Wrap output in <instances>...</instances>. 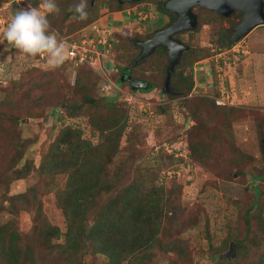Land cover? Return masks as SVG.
<instances>
[{"label":"rangeland","instance_id":"rangeland-1","mask_svg":"<svg viewBox=\"0 0 264 264\" xmlns=\"http://www.w3.org/2000/svg\"><path fill=\"white\" fill-rule=\"evenodd\" d=\"M6 2H10L3 13L5 19H9L7 24L15 11L22 8L21 5L28 7L21 0L17 2L5 0L1 3ZM102 3L99 4V17L88 26L76 30L72 37L74 40L82 39L81 36L93 39L95 33L101 34L102 29H105L102 37H105L104 40L110 47L105 50L107 44L104 43L100 49L102 54L100 56L94 54L99 59L93 64L101 70H108L106 74L114 80L117 71L113 68L112 59L114 60L117 55L123 57L138 52L136 47H129L128 42H131L134 36L143 37L138 35V31L144 32V25L154 27L159 24L151 16L158 14L156 11L159 9L156 5L157 0H145L137 5L127 3L125 7L127 15L123 13L115 17H127L125 21H129V26L119 29L117 20H113L112 16L106 20V24L103 22L109 12L105 14L102 12L105 7ZM131 6L135 12L142 11L147 15L146 18L140 20V16L132 13ZM211 11L213 10L197 7L195 9L198 15L197 28L178 35L181 41L194 48L193 54L202 58L190 64L191 69L187 71L192 72L194 80L193 95L188 96L187 101H182L181 97L170 98L161 91L160 87L164 81L162 68L167 60L162 52L153 53L147 58L141 73L144 78L150 77L152 80H157L155 77L157 76L159 86L150 91H139L134 94L127 92L126 87L119 88L120 94L117 96L118 110L128 112L120 147L132 154L135 159L129 178L144 179L146 187L161 185L167 190L173 187L181 188L178 204L169 209L171 222H166V225L171 228L168 229L170 240L174 239L185 245L184 252L191 264H216L221 253L227 250L229 243L233 241L232 238L242 237L243 221L237 201L243 202L250 198L253 192L250 186L253 177L260 170H264L260 158V134L264 131L260 123L264 119V99L244 101L241 97V93L250 94L254 88H259L260 95H264V65L261 67L259 65L257 71L255 66L247 67L248 54L243 48L245 44L248 45L251 54L261 49L252 44L254 43L252 40L257 35H264V25L254 27L243 37V41L240 39L228 44L227 40H221V33L228 34L239 16L237 14L227 17L216 16ZM137 18L140 23L138 21L139 25L135 27L137 24L132 21L138 20ZM4 27L1 25L0 29ZM255 54L258 55L257 52ZM261 59L260 62H264V56ZM104 62H107L106 67L103 66ZM123 62L125 63V61L121 63ZM72 65V61L68 59L61 67L51 69L45 57L26 56L6 41L0 40V223L11 221L15 217L19 232L24 235L32 234V213L22 211L19 215L13 216L7 208L5 195L23 192L31 185L37 186L43 216L52 225L65 231L66 222L61 209L57 206L56 190L64 186L66 177L63 174L42 177L35 167H31L26 178H15L14 173L7 170L8 166H4L11 163L13 141L19 138L24 141L26 157L37 166L41 155L48 150L59 130L66 125L80 129L82 137L93 143H97L98 140L86 115L69 117L60 112L64 110L63 108L56 110V106L55 110L58 113L45 119L44 116L49 114L48 108L51 106L44 109L37 103L39 94L47 89H53L68 97L73 94L76 69ZM82 65L80 63L79 67ZM36 66L44 71V75L35 76L30 73ZM193 67L197 68L195 74ZM254 71L256 72L254 80L251 81L249 75ZM34 77L38 79L34 80ZM243 77L248 83L247 87L243 86L245 85L243 82L241 84ZM197 83L198 86L195 87ZM117 84L123 85L119 80ZM109 92L110 90L107 94ZM226 92L233 99L229 98L232 100L230 102L240 110V116L229 124L232 135L226 131L225 123L221 122L209 123L203 129L198 128L194 111H200L202 115L212 114L208 104L196 100L202 96L225 95ZM95 93L99 95L97 88ZM113 95L115 94L112 92L109 96ZM17 102H20L21 106ZM15 116H18L19 122ZM219 134H221L219 138L214 137ZM200 137H207L209 141L214 137L216 145V156L213 160L205 162L204 166L191 161L188 155L189 142L198 141ZM237 170H242V173L238 174ZM258 185L262 191L259 198L264 205V180ZM156 249L157 255L148 264L189 263L175 262V255L172 252L164 253L159 248ZM235 251L236 256L227 259L230 264L257 262L264 264L260 259L261 252L257 248L249 249L242 257L238 256L236 246ZM50 258L49 263L64 264L56 260L59 258L55 254ZM84 259L90 264L105 263L101 257L91 254L84 256Z\"/></svg>","mask_w":264,"mask_h":264},{"label":"trees","instance_id":"trees-1","mask_svg":"<svg viewBox=\"0 0 264 264\" xmlns=\"http://www.w3.org/2000/svg\"><path fill=\"white\" fill-rule=\"evenodd\" d=\"M3 1L5 0H0V3ZM23 1L25 5L32 7H39L41 2V0H21ZM143 1L145 0L128 1L124 4L118 0L101 2H105L109 11L116 12L125 9L127 3L137 4ZM78 2L79 0H56L60 12L49 15L48 19L52 29L59 33V37L74 40L72 36L76 30L88 26L99 17L100 0H93L92 4L89 0L88 18L83 21L73 19L75 14L68 11V8ZM156 5L158 11H165L161 1L157 0ZM211 12L216 16L225 17L237 14L239 19L235 24L233 23V27L242 17L239 11H233L230 14ZM8 21L7 18L6 22ZM6 25L7 23L3 24V26ZM227 35V32L221 33V40H227ZM96 38V36L93 38L94 41ZM132 39L128 45L134 48L136 45ZM157 52H162L167 58L166 48L160 47L155 53ZM193 53L194 48L189 46V49L180 56L170 77L169 91L162 90L163 81L160 89L168 97H181L182 101H187L188 96L193 95L194 80L192 72L187 73V71L191 69L190 64L202 59ZM137 55L138 53L135 52L124 55V58L117 55L114 60L112 59L113 68L117 71L114 80L106 74L108 71L106 69L101 70L90 63H82L80 68V63L70 60L73 68L76 69L73 94L68 97L53 89H47L37 97V103L44 109L51 106L48 108L49 114L44 116L45 119L58 113L55 107L61 104L69 107H64V110L60 111L69 117L86 115L91 130L97 134L98 140L97 143H93L82 137L80 129L66 125L59 130L48 150L41 155L37 166L26 157L24 141L21 138L13 141L16 149L13 147L11 163L4 166H8L7 170L12 171L15 178H26L30 174L31 167H35L42 177L65 175V184L61 189L56 190V199L57 206L64 215L66 229L61 231L58 226L52 225L45 219L37 186L31 185L23 192L16 194H6L9 212L13 216L19 215L22 211L31 212L33 227L32 234L28 236L19 232L15 217L11 221L0 223V264H52L48 260L53 254L59 258L56 260L64 264H90L84 259L87 254L101 257L105 261L104 264H148L157 255L156 248L164 253L172 252L175 255V262L191 264L188 261V255L184 252L185 245L180 241L170 240L168 235L170 227L166 225V222H171L169 209L178 204L181 188L173 187L167 190L161 185L146 187L144 179L136 177L130 179L129 174L135 165V159L132 154L123 151L120 147L128 112H122L117 108L119 88L126 87L127 92L134 94L139 91H150L160 85L157 76L154 75L157 80H152L150 77L144 78L141 75L144 62L151 55L135 65L136 67H131ZM122 61L125 63H121ZM106 63H103L104 67ZM99 64H101L100 61ZM166 67L167 60L162 68V80H165ZM30 73L35 76L44 75V71L38 66L33 67ZM128 74L143 80L148 87L132 89L124 78ZM105 75L113 83L108 94L101 89ZM34 78V80L38 79ZM118 80L123 85H118ZM96 88L99 95L95 93ZM112 92L115 95L109 96ZM222 96L225 95L202 96L196 100L208 104L212 114L202 115L200 111H194L198 120L197 127L203 129L209 123L221 122L225 123L226 131L232 135L229 124L240 116V110L232 103L220 101L219 98ZM17 104L21 106L20 102ZM13 105L15 106V103ZM14 118L17 122L20 121L18 116ZM260 125L264 129V119ZM220 136L221 134L214 137ZM214 137L212 141H209L207 137H200L198 141L189 142V159L203 166L205 162L213 160L217 154ZM260 154L264 165V131L260 134ZM237 173H242V170H237ZM262 180H264V170H260L253 177L250 185L253 192L250 198L243 202L237 201L241 209L243 235L234 237L232 240L238 256L242 257L249 249L257 248L261 252V262H264V257L261 258L264 253V205L259 198L262 191L258 185ZM227 244L228 241L225 242V247ZM216 264L230 263L227 259L220 257Z\"/></svg>","mask_w":264,"mask_h":264},{"label":"water","instance_id":"water-1","mask_svg":"<svg viewBox=\"0 0 264 264\" xmlns=\"http://www.w3.org/2000/svg\"><path fill=\"white\" fill-rule=\"evenodd\" d=\"M195 7H204L223 14H230L233 11L241 13V20L229 33L228 44L239 41L254 27L264 25V0H166L163 3V8L173 13L175 19L168 26L154 32L147 39L136 40L134 44L140 48V51L131 63V67H133L155 52L157 47H165L167 50V67L165 70L164 91H169L171 74L180 56L189 49V45L175 38L174 35L179 32L194 31L197 28L198 17L193 12ZM124 78L134 90L148 87L147 83L133 78L130 74ZM64 107L68 106L61 104L55 109L58 110ZM235 256V243L232 241L229 243L227 250L221 253V257L231 259Z\"/></svg>","mask_w":264,"mask_h":264},{"label":"clouds","instance_id":"clouds-1","mask_svg":"<svg viewBox=\"0 0 264 264\" xmlns=\"http://www.w3.org/2000/svg\"><path fill=\"white\" fill-rule=\"evenodd\" d=\"M103 5L105 11L102 12L105 13L108 6L105 2ZM87 8L88 0H79L78 3L70 5L68 11L75 14L73 19L83 21L88 18ZM59 12L60 8L56 0H41L39 7L29 5L26 8H19L15 11L10 22L3 29H0V40L6 41L26 56L32 58L45 57L47 65L51 69L59 68L65 64L70 56L66 43L62 37H59V33L52 29L48 19L49 15ZM137 15L142 17V20L147 16L143 13ZM102 34L96 39L104 40L105 37H102ZM106 44L105 50L110 47L108 43Z\"/></svg>","mask_w":264,"mask_h":264},{"label":"crops","instance_id":"crops-1","mask_svg":"<svg viewBox=\"0 0 264 264\" xmlns=\"http://www.w3.org/2000/svg\"><path fill=\"white\" fill-rule=\"evenodd\" d=\"M106 9V8H105ZM108 9V8H107ZM106 9V12L105 13H107V12H109L108 14L109 15H107V16H105V18H104V21L103 22H105V24H106V20L107 19H110L109 17L110 16H112V18H113V20H117V22H118V24H117V26L119 27V29L120 28H126V27H128L129 26V24H128V22L129 21H125V20H127V17H124V16H122V17H115V16H118V14H125V15H127V11L126 10H123V11H116V12H110L109 10H107ZM103 11H105V10H103ZM133 11V10H132ZM104 13V14H105ZM135 16H137V14L138 13H143L142 11H138V12H135V10L132 12ZM146 13V12H145ZM149 14H152L151 12H149ZM130 15V13L128 12V16ZM152 16V18L155 20V21H157L158 23H163V22H166L167 20L163 17V16H160V14H156V15H151ZM138 19V18H137ZM143 18L141 17L140 18V20H142ZM140 20L138 19V20H136V21H132V23H136L137 24V22L139 21V23H140ZM122 21H123V25H122ZM121 22V23H120ZM104 24V23H103ZM138 25L139 24H137L135 27H138ZM260 26V25H259ZM143 29H144V27H143ZM104 30L105 29H102V33L104 32ZM101 33V34H102ZM101 34H99V33H95V35L96 36H99V35H101ZM244 40V38H242L241 39V41H243ZM252 42H254V43H252V44H256V47H261V49H258V50H256V51H254L252 54L250 53V50L248 49V45H246L245 44V46H243V48H244V50H246V52L243 50L242 51V53H247L248 55H247V57H248V59H246L247 61H246V63L248 64H246V66L248 67V66H250V67H256V71L258 70V66L260 65V67L262 66V65H264V62H260L262 59V56H264V48H262L263 46H264V35L263 34H260V35H257V36H255V38L252 40ZM255 52H257V54L258 55H256L255 54ZM193 71H194V74H195V72L197 71V68L196 67H193V69H192ZM264 71V70H263ZM255 71L254 72H251L250 73V75H249V77H250V79H251V81H253L254 80V76H255ZM245 78H247V77H245ZM243 79H244V77H243ZM241 80V84H242V82L245 84V85H243V86H246L247 87V82H246V79H244V80ZM248 81V80H247ZM252 83H254V82H252ZM251 83V84H252ZM198 86V83L197 84H195V87H197ZM255 86V85H254ZM258 87V86H257ZM252 89V88H251ZM241 90H243L242 89V87H241ZM226 91V90H225ZM225 95H227L228 96V99L229 98H231V96H230V94L228 93V92H226V94ZM230 96V97H229ZM241 97L244 99V101H251V99L253 100V101H260V99H264V95H260V93H259V88H254L253 90H252V92L249 94L248 92H243V94L241 93ZM232 99V98H231ZM230 100V99H229ZM233 100V99H232ZM232 100H230V101H232Z\"/></svg>","mask_w":264,"mask_h":264},{"label":"built area","instance_id":"built-area-1","mask_svg":"<svg viewBox=\"0 0 264 264\" xmlns=\"http://www.w3.org/2000/svg\"><path fill=\"white\" fill-rule=\"evenodd\" d=\"M17 1L20 0H16V2ZM9 4L10 2H6L3 4L1 3L0 5V26L6 23V19L3 13L5 12V9L7 6H9ZM3 5H5V7ZM21 7L26 8L24 5H21ZM95 40L96 41H94V39L92 38L69 40L68 38L63 37V41L66 43L68 50L70 52L69 59L74 60L77 63H90L91 65H94L93 63L95 59H98L95 57L94 54L100 56L102 54L101 52L102 50H100L101 46H104L105 43V41L102 39H95ZM103 78L104 81L101 86V89L104 93H107L113 87V83L110 79H108L106 75L103 76ZM219 100L227 103H231L227 95L220 97Z\"/></svg>","mask_w":264,"mask_h":264},{"label":"flooded vegetation","instance_id":"flooded-vegetation-1","mask_svg":"<svg viewBox=\"0 0 264 264\" xmlns=\"http://www.w3.org/2000/svg\"><path fill=\"white\" fill-rule=\"evenodd\" d=\"M92 1L93 0H90V3L92 4ZM102 1H105V0H102ZM119 2H121L122 4H124L125 2H128V1H133V2H138V1H140V0H118ZM158 1H161L162 2V5H163V3L166 1V0H158ZM140 3H142V2H140ZM140 3H137V4H140ZM137 4H135V5H137ZM132 7L133 6H131L130 7V9H132ZM197 7H195L194 9H193V12L194 13H196L195 12V9H196ZM129 9V8H128ZM123 10H127V9H123ZM123 10H120V11H123ZM133 10V9H132ZM119 11V12H120ZM134 11V10H133ZM132 11V12H133ZM158 14H160V16H163L167 21L165 22V23H159V24H157L156 26H151V25H149V24H147V25H144V29L143 30H145L144 32H142V30H139L138 31V35L140 36V35H142L143 37H137V36H134L133 37V39H132V41L134 42V41H136V39H140V40H144V39H147L148 37H150L154 32H156V31H158V30H160V29H162V28H164V27H166L167 25H166V23L169 25L174 19H175V15L173 14V13H171V12H168V11H164V12H160V11H156ZM197 14V13H196ZM198 16V15H197ZM172 19V20H171ZM233 29V28H232ZM231 29V30H232ZM230 30V31H231ZM184 32H189V31H184ZM184 32H179V33H184ZM179 33H176L175 35H174V37L175 38H178V35H179ZM229 31H228V35H227V38H228V36H229ZM178 39H180V38H178ZM137 47V46H136ZM160 47H163V46H159V47H157L156 48V50H155V52L160 48ZM165 48V47H164ZM137 49H138V52L137 53H139V51H140V48L139 47H137ZM167 51V50H166ZM154 52V53H155ZM152 55V54H151ZM164 89V87H162V90Z\"/></svg>","mask_w":264,"mask_h":264}]
</instances>
